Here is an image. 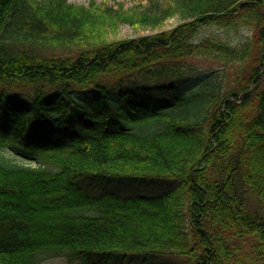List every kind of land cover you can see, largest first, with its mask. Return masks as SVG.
<instances>
[{"label":"trees","instance_id":"16d2710c","mask_svg":"<svg viewBox=\"0 0 264 264\" xmlns=\"http://www.w3.org/2000/svg\"><path fill=\"white\" fill-rule=\"evenodd\" d=\"M259 148L264 0H0V264H264Z\"/></svg>","mask_w":264,"mask_h":264},{"label":"rangeland","instance_id":"374dc122","mask_svg":"<svg viewBox=\"0 0 264 264\" xmlns=\"http://www.w3.org/2000/svg\"><path fill=\"white\" fill-rule=\"evenodd\" d=\"M70 3L78 4V5H85L88 6L89 0H67ZM99 3L107 4L108 6L112 7H118V5H124L125 8H134L138 5H145L147 3V0H98ZM180 23V20L178 18H171L166 21L163 28H157L155 30L148 29V28H132L131 26L127 24H122L120 27H118V31L115 35H113V38L117 39H129V38H136L141 37L145 35H151L153 33H157L159 31H167L171 30L175 26H177ZM251 31L249 30L248 33ZM220 31L218 32V29H213L207 31H203L201 33H198L197 36H195L192 40L193 42L197 43L200 40L203 39H211V37H218ZM221 38L225 41L229 42L232 45H236L240 41V37L233 33H228L226 36H223L221 33ZM191 65L196 68V71H194L192 76H197V74H204L207 71H210L212 69H220L223 67V63L217 59H192L190 61ZM242 72V71H241ZM240 71H236V77H241L244 80L246 79V73H241ZM256 161L260 165H264V148H259L257 151ZM131 185H134L132 183H127L126 186L130 187ZM159 190V189H158ZM143 195H151L148 193H142ZM139 221L136 219H129V223L133 226L137 224ZM61 259H51L47 260L44 264H88L91 260L94 258H90L87 260H81V259H74L71 257L61 256L58 257ZM122 260V258H113L111 259L112 262ZM123 261V260H122ZM127 261V259H125Z\"/></svg>","mask_w":264,"mask_h":264}]
</instances>
